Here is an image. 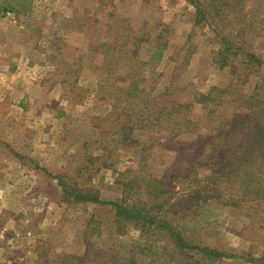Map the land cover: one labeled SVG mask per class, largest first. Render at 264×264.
<instances>
[{
    "label": "rangeland",
    "instance_id": "obj_1",
    "mask_svg": "<svg viewBox=\"0 0 264 264\" xmlns=\"http://www.w3.org/2000/svg\"><path fill=\"white\" fill-rule=\"evenodd\" d=\"M200 1L208 7L211 0ZM72 6V11L68 12L64 1L53 4L44 0L26 21L30 26L26 30L19 33L20 30L14 29L17 24L8 22L9 33L4 40L7 44H15L13 55L20 54L23 59L45 66L48 77L41 91L49 92L47 99L56 95L53 93L56 89L65 93L68 90L56 82L61 79L59 75L74 79L65 75L69 71L66 64H74V70L81 68L78 86L88 89V94L80 98L75 91L71 97L80 108L72 111L68 141L55 148V159L64 158V166L56 172L58 180L62 176L79 190L93 191L105 203L121 200L124 183L131 180L137 183L132 199L141 198L147 202L146 194H139L140 186H144L149 177L165 180L173 194L172 206L164 211L172 216L175 213L182 216L176 209L182 204L177 198L185 195L177 180L181 173L178 171L190 166L196 168L193 176L207 174L205 168L194 164L198 163L195 157L199 152L206 153V148L202 150L201 146L209 145L204 139L207 131L203 130L193 138H172L156 126L153 130L135 131L139 141L136 149L124 150L119 145L115 148L113 141L117 142V135L114 132L104 135V131L118 127L112 120L120 112L124 113L125 104L113 101V96L111 100L107 90L102 96L109 99L100 100L101 94L95 91L98 74L92 67L102 64L103 54L98 52L93 58L87 54L89 46L95 42H108L117 30L129 29L140 37L139 41H131L122 49L116 48L114 54L121 56L123 51L129 50L135 53L138 61L149 63L144 67L142 86L150 92L151 98L162 101V97H169L190 103L197 93H208L213 88L224 90L236 82L229 67L220 68L215 64V60H219L217 34L207 26L195 25L196 10L186 0H72ZM237 9L242 21L230 25L219 22L218 28L232 36L237 35L238 28H246L242 41L239 43L234 38L233 42L264 59V0H244ZM249 23H252L251 29ZM159 34L164 36L161 42L157 41ZM158 45L163 50L162 57L152 60ZM56 46L61 47L62 55L56 52ZM49 56L52 59H48ZM130 62L128 57L121 56L117 64L114 72L117 89L123 85L120 79L129 74ZM51 63L60 69L56 70ZM238 63L237 59L235 65ZM135 69L141 72L142 68ZM52 74H56L55 77ZM263 76L264 66L259 68L258 75L250 77L243 87L244 93L251 94ZM38 93L41 95L40 89ZM114 105L119 110L114 109ZM209 108L212 113L195 105L190 118L210 128L208 114L220 117L216 122V126H220L222 116L230 113L223 104ZM107 116L109 121H102ZM105 147L113 151L110 157ZM142 148L149 150L142 153ZM106 163L110 167H103ZM54 200L53 212L18 213L20 228L0 252V264H131L132 261L136 264H264V220L254 222L229 209H204L186 202L182 205L186 207L183 215L187 216V235L202 246L226 254L210 262L196 251L183 254L176 250L166 232L144 230L135 223L120 220L116 209L110 205L75 203L64 194H57ZM62 202L63 206L57 205ZM204 210L208 213L206 217L213 216L201 220Z\"/></svg>",
    "mask_w": 264,
    "mask_h": 264
},
{
    "label": "trees",
    "instance_id": "obj_2",
    "mask_svg": "<svg viewBox=\"0 0 264 264\" xmlns=\"http://www.w3.org/2000/svg\"><path fill=\"white\" fill-rule=\"evenodd\" d=\"M186 1L196 10L195 25L207 26L217 34L220 45L217 51L219 60H215V64L220 68H230L236 82L229 88L224 90L213 88L208 93H197L190 103L171 100L169 97H162V101H160L161 98H151L150 92L142 86L145 82L144 67L149 63L138 61L135 58V53L127 50L123 53L117 52L121 53L123 58L126 56L131 60L129 74L120 79L123 85L117 89L115 86L117 77H115L114 72L121 56L114 54V52H116V48L122 49L131 41L137 43L140 39L136 33L129 29L123 32L119 29L116 34L114 30L115 36L110 41L102 44L95 42L94 45L89 46L87 54L88 57L92 58L98 52L103 54L102 64L92 67L98 74L95 91L102 96L104 90H107L111 100H113V96L115 98L113 101L125 104L124 113L120 112L112 120V123H117L118 127L104 128L106 130L104 135L111 132L117 135V142L113 141L115 148L119 145L124 150L136 149L139 146V141L135 137V131L147 128L153 130L156 126H160L159 130L162 129L163 133L171 134L172 138H193L201 134L203 130L207 131L208 135L203 138L207 140L209 145L207 147L201 146L202 150L206 148V153L199 152L195 157V161L198 163L194 162L195 167L205 168L207 174L193 176L192 173L195 172L196 168L192 169L190 166H184L182 171H178L181 173L177 176V180L179 179L182 184V191L185 192V195L183 193L177 198V201L180 200L182 204H179V208L176 207V209L181 211L182 216L178 217V213L172 216L173 214L170 215L164 211V209L168 210V207L172 206L171 194H173V191L166 186L165 180L149 177L147 183L140 186L139 194L145 193L147 202L141 198L132 199V195L136 194L137 191V183L134 180L124 183L123 197L121 200L111 203L102 202L93 191L84 192L77 189L75 184L72 186L62 176L59 178V185L63 188L66 199L73 200L75 203L110 205L116 209L120 220L135 223L144 230L157 229L166 232L176 250L183 254L189 253L186 251H196L206 260L212 262L225 257L226 254L202 246L187 235V216L183 215L186 213V207H182V205L186 202L192 206H203L204 209L207 207L229 209L236 215L252 219L254 222L264 220V76L260 78L262 80L251 94L244 93L243 90L250 77L259 74V68L264 66V59L252 50L239 45L246 28H238L236 36L224 34L218 28L219 22L230 25L236 21H242L237 7L244 0H211L208 7L204 6L200 0ZM248 26L251 29L252 23H249ZM163 38V34H159L157 41L161 42ZM234 38L239 43L233 42ZM243 44H245L244 41ZM56 52L61 55L63 53L59 46H56ZM162 52L163 50L158 45L151 59H160ZM48 59L52 58L49 56ZM237 59L239 63L235 65ZM50 65L56 67L54 63ZM91 66L87 67L90 68ZM66 68L69 71L65 72V75L74 77V79L59 75L61 79L56 80L58 85L68 88L66 95L73 97L76 91L78 96L82 98L84 94H88V89L78 86L81 68L74 70L76 68L74 64H66ZM135 68H142L141 72ZM58 69L60 67H56V70ZM52 75L55 77L56 74ZM108 99L107 96L100 97V100ZM220 104L230 109V113L222 116L220 126H216L220 117H211L210 114L207 118L210 128H205L190 118L195 105L208 110V113H212L209 107ZM113 107L118 109L116 105ZM102 121L108 122V116ZM105 150L110 157L113 151L108 147H105ZM147 150L149 148H142L141 152ZM185 155L182 154V156ZM200 158L202 159L200 160ZM103 167L108 168L110 165L106 163ZM206 211L204 210L201 214V220L213 216L209 214L210 216L206 217L208 216ZM131 264L136 263L132 261Z\"/></svg>",
    "mask_w": 264,
    "mask_h": 264
},
{
    "label": "crops",
    "instance_id": "obj_3",
    "mask_svg": "<svg viewBox=\"0 0 264 264\" xmlns=\"http://www.w3.org/2000/svg\"><path fill=\"white\" fill-rule=\"evenodd\" d=\"M62 1L71 12L72 0ZM43 2L0 0V252L20 228L18 213L53 212L55 196L64 194L56 175L64 158L55 159L54 153L68 141L72 111L80 108L63 90L47 99L49 92L41 91L48 77L45 66L13 55L15 44L4 42L7 23L14 21L19 33L26 30V21Z\"/></svg>",
    "mask_w": 264,
    "mask_h": 264
}]
</instances>
